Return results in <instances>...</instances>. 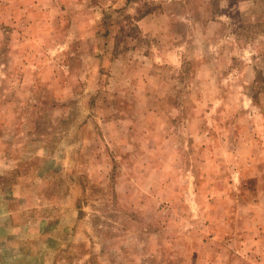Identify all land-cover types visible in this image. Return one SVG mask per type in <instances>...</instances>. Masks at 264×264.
Returning a JSON list of instances; mask_svg holds the SVG:
<instances>
[{
  "label": "rangeland",
  "instance_id": "1",
  "mask_svg": "<svg viewBox=\"0 0 264 264\" xmlns=\"http://www.w3.org/2000/svg\"><path fill=\"white\" fill-rule=\"evenodd\" d=\"M0 264H264V0H0Z\"/></svg>",
  "mask_w": 264,
  "mask_h": 264
}]
</instances>
